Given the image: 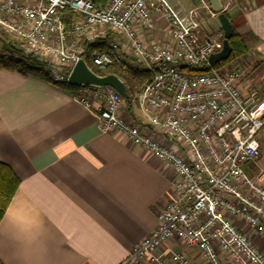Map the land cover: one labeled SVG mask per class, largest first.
Listing matches in <instances>:
<instances>
[{
    "label": "built area",
    "instance_id": "1",
    "mask_svg": "<svg viewBox=\"0 0 264 264\" xmlns=\"http://www.w3.org/2000/svg\"><path fill=\"white\" fill-rule=\"evenodd\" d=\"M197 1L206 8L205 0ZM65 10L78 16L70 33ZM155 14L167 38L145 45L139 32L154 27ZM204 31L197 9L182 11L166 0H106L102 7L92 0H0V35H13L25 54L44 62L51 81L67 84L74 65L84 61L83 44L108 36L106 50L90 53L93 66L149 75L132 98L147 121L143 127L124 118L127 106L109 86L78 85L69 94L95 115L100 132L125 135L176 177L154 231L123 264L145 258L189 264L180 251L163 249L170 240L197 249L206 264H264V252L231 221L264 238V187L242 169L260 156L264 97L243 85L238 70L210 67L208 57L222 48V35Z\"/></svg>",
    "mask_w": 264,
    "mask_h": 264
},
{
    "label": "crops",
    "instance_id": "2",
    "mask_svg": "<svg viewBox=\"0 0 264 264\" xmlns=\"http://www.w3.org/2000/svg\"><path fill=\"white\" fill-rule=\"evenodd\" d=\"M197 9L206 36L222 35L209 0H166ZM246 53L219 67L238 70L243 85L264 96V0H218ZM210 9V10H209ZM212 12V13H211ZM141 29L145 45L164 41L159 14ZM132 107L124 118L147 121ZM260 156L242 166L264 187V126ZM0 161L19 185L0 220V264H123L133 247L156 227L169 202L175 174L146 150L117 132L102 133L93 113L69 93L34 78L0 69ZM232 223L264 252V238L237 219ZM163 249L184 254L189 264H206L199 251L170 240ZM135 264H153L147 258Z\"/></svg>",
    "mask_w": 264,
    "mask_h": 264
},
{
    "label": "trees",
    "instance_id": "3",
    "mask_svg": "<svg viewBox=\"0 0 264 264\" xmlns=\"http://www.w3.org/2000/svg\"><path fill=\"white\" fill-rule=\"evenodd\" d=\"M92 2L95 7H102L106 3V0H92ZM77 18L78 16L76 14H73L67 10L63 11L62 21L67 32L70 33V31L72 30V26ZM109 37L110 36L99 43H84V61L86 66L95 75H114L121 80L127 94L126 98H123V100L129 111L132 107V98L142 91L144 84L149 81V75L147 73H135L127 68L117 69L108 67L105 69H99L93 66L90 60V53L93 49L106 50L107 40L109 39ZM222 40L223 38H221V41ZM228 43L231 48L230 56L225 61L217 64L213 69H218L219 67L235 60L236 58L242 57L246 53L247 47L245 39L235 33L233 29ZM20 44L21 43L8 40L3 34L0 35V69L10 73H17L24 77H34L44 80L69 94L75 90V86L60 84L51 81L48 76L47 65L31 55L25 54ZM185 70L187 72H202L210 69L206 68L199 70L186 67ZM18 185L19 178L7 164L0 161V220L11 198L16 192Z\"/></svg>",
    "mask_w": 264,
    "mask_h": 264
},
{
    "label": "water",
    "instance_id": "4",
    "mask_svg": "<svg viewBox=\"0 0 264 264\" xmlns=\"http://www.w3.org/2000/svg\"><path fill=\"white\" fill-rule=\"evenodd\" d=\"M213 14L216 16L220 28L222 30V48L220 51L211 54L208 57V62L211 68H214L217 64L225 61L231 53V48L229 46L228 40L232 35V28L228 18L223 13L218 0H209ZM68 85L78 86V85H93V86H109L113 88L122 98H126V90L121 82L114 75L107 76H97L91 72V70L86 66L83 60L78 61L68 78Z\"/></svg>",
    "mask_w": 264,
    "mask_h": 264
},
{
    "label": "rangeland",
    "instance_id": "5",
    "mask_svg": "<svg viewBox=\"0 0 264 264\" xmlns=\"http://www.w3.org/2000/svg\"><path fill=\"white\" fill-rule=\"evenodd\" d=\"M8 40H10V41H14V42H18V43H20V41L17 39V38H15L13 35H10V34H6V35H4ZM262 96V95H261ZM262 97H264V96H262ZM136 105H135V103L134 102H132V107H135ZM131 107V108H132ZM137 108V107H136ZM127 109H128V107H127Z\"/></svg>",
    "mask_w": 264,
    "mask_h": 264
},
{
    "label": "bare ground",
    "instance_id": "6",
    "mask_svg": "<svg viewBox=\"0 0 264 264\" xmlns=\"http://www.w3.org/2000/svg\"><path fill=\"white\" fill-rule=\"evenodd\" d=\"M210 10V9H209ZM212 13V12H211Z\"/></svg>",
    "mask_w": 264,
    "mask_h": 264
}]
</instances>
